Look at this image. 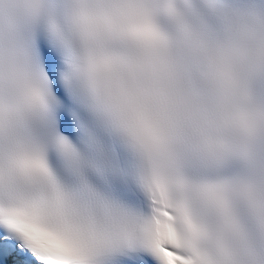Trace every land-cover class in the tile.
I'll list each match as a JSON object with an SVG mask.
<instances>
[{"label":"snow or ice","instance_id":"snow-or-ice-1","mask_svg":"<svg viewBox=\"0 0 264 264\" xmlns=\"http://www.w3.org/2000/svg\"><path fill=\"white\" fill-rule=\"evenodd\" d=\"M0 264H264V0H0Z\"/></svg>","mask_w":264,"mask_h":264}]
</instances>
